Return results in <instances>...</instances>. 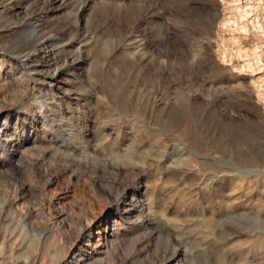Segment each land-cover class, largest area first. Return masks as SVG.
<instances>
[{"label": "rangeland", "instance_id": "374dc122", "mask_svg": "<svg viewBox=\"0 0 264 264\" xmlns=\"http://www.w3.org/2000/svg\"><path fill=\"white\" fill-rule=\"evenodd\" d=\"M263 4L0 0V264H264Z\"/></svg>", "mask_w": 264, "mask_h": 264}, {"label": "bare ground", "instance_id": "6f19581e", "mask_svg": "<svg viewBox=\"0 0 264 264\" xmlns=\"http://www.w3.org/2000/svg\"><path fill=\"white\" fill-rule=\"evenodd\" d=\"M239 9L241 10L243 8L242 11V17H246L247 15L250 16V22L253 23V26L255 27V29H257L258 27H261V19H260V13L261 11L264 12V4L262 7V10L260 11L259 9L253 8L250 5L244 7V6H238ZM254 17V18H253ZM27 25V24H26ZM263 25V24H262ZM37 28V27H36ZM249 27H247L246 24H243L242 27L240 28L244 33L247 32ZM23 29V28H22ZM260 29V28H259ZM263 29V28H262ZM41 31L38 30L36 31L37 37H35V40L32 44H27L24 43L21 47V50H24L26 52V54L28 56L33 57V55L36 54V48L37 46H39L41 43H44V39H40V35L39 32ZM46 32V31H45ZM35 34V35H36ZM247 35V34H245ZM44 36V35H43ZM50 37V36H49ZM42 38V37H41ZM237 40V39H236ZM264 43H262L263 45ZM45 45V44H44ZM261 42H255L253 49L251 50V52H248L246 50H241L239 51V56L243 57V67L247 66L249 69H254L253 66V61L252 59H255L254 61L256 62V60H261V48H262ZM47 46V44H46ZM263 52V50H262ZM43 64V63H42ZM37 65V64H36ZM34 66V64H33ZM258 66V65H257ZM42 69V68H41ZM60 69V68H59ZM68 69V68H67ZM63 70V69H62ZM255 71V70H254ZM59 73V72H58ZM54 81H57V79L55 78V76H53L52 78ZM54 85V84H53ZM13 135V134H12ZM9 136V135H8ZM6 137V136H5ZM9 138V137H8ZM14 150V149H13ZM144 193V192H142ZM133 197L131 198V200H128V198H122L120 200H118L116 202L115 208L114 209H110L108 211H106L102 217V221H103V227L100 226L99 227V231L97 239H99V237H101L100 233H101V229L103 228L104 230H108L111 229L113 230V233L115 232V229H117V225L119 223L120 220H123L125 218H128V216L134 211V207H135V203L133 202L134 200H132ZM142 205V204H141ZM144 205V204H143ZM147 206V205H146ZM129 222V221H128ZM125 223V222H124ZM130 225V224H129ZM127 227V226H126ZM129 227V226H128ZM85 231H87L89 234L92 232L93 229V223L87 224L85 225ZM112 233V234H113ZM110 234V233H109ZM103 244V243H102ZM168 264H185V262L182 260L181 257H179V254L173 256V258H170L169 263Z\"/></svg>", "mask_w": 264, "mask_h": 264}]
</instances>
